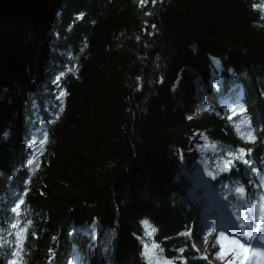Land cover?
<instances>
[{"label":"trees","instance_id":"16d2710c","mask_svg":"<svg viewBox=\"0 0 264 264\" xmlns=\"http://www.w3.org/2000/svg\"><path fill=\"white\" fill-rule=\"evenodd\" d=\"M186 65L207 87L187 110L172 90ZM224 80L243 90L236 115L218 106L216 93H230ZM242 120L254 142L238 134ZM199 133L216 145L208 162L240 148L248 162L214 169L190 201L186 161ZM261 176L264 0H10L0 8V264L13 259L20 199L21 226L31 225L19 264H142L134 234L143 218L175 253L164 261L211 264L189 238L198 217L215 215L199 206L209 201L203 193L221 197L222 214L245 215L231 189L255 198Z\"/></svg>","mask_w":264,"mask_h":264},{"label":"rangeland","instance_id":"374dc122","mask_svg":"<svg viewBox=\"0 0 264 264\" xmlns=\"http://www.w3.org/2000/svg\"><path fill=\"white\" fill-rule=\"evenodd\" d=\"M8 1L10 0H4L0 4V8L3 6L4 3ZM216 61L217 60L214 58H211L210 60L211 69L209 74V85L212 86L216 85V83L220 79L219 74L215 72L219 69V65H217ZM219 86H221L222 88L228 86L229 88L226 93L228 92L230 93L229 94L225 93L226 94L225 96H223L224 94L218 96V93H216L218 106L220 108H224V110L226 109L227 111H231V110L234 111L236 108V103L239 101V99L243 98L242 88L236 87L231 89L230 83L227 84L225 80L220 82ZM172 90L174 93L175 101L178 104L183 105L187 110L194 103L196 104L200 103L201 99H204L206 95L207 87L203 85V80L201 79L199 72L195 71V69H192V67L186 65L179 71L178 77L174 82V86ZM220 97L222 98L220 99ZM205 144H209L208 140L204 135L199 133L197 137L192 140L189 146L190 153L187 155L188 158L186 161V170L188 171L187 174L189 175L191 187H193V189L190 190L188 193V197L190 201L193 200L194 194L197 195L200 192V190L203 188V184L205 187V181L210 177L208 175V172H212V173L216 172L217 170L215 171L214 169L220 170V168L222 167V163L217 158H212L210 162H208L207 153L208 152L215 153V151H213L211 148L204 149ZM235 177H237L236 174L230 177V179H233ZM203 194L209 197V201L201 200L199 201V206L201 207V209L206 208L207 212L215 213V215L208 214V217L206 219L205 217H203V215H201V217H198L196 219V222H193L191 226L190 229L191 236L189 238L192 239L194 252L205 256L208 262H210L211 264H227L228 260H230L232 256L229 252L228 254L225 255L223 260L218 258L217 253L220 252V245L216 243V239H215L217 232L221 229H224L229 234H238V236L242 237L244 233L241 231L240 225L245 220L249 219L250 213L246 211L245 215L242 213L237 214L231 212L227 214H222L220 210L221 197L219 195H218L219 198L215 196L211 191V188H207V190H205ZM249 206L250 205H248V207ZM212 208H214V210H212ZM142 220H147V219L143 218ZM213 225L216 226L217 232L212 231ZM139 233L140 234H134V236L135 239L137 240L138 246L140 247L139 256L141 257V260L144 257L141 255V253L144 251V246L143 243L141 242L142 240L148 242L149 244H151L152 242L158 244L159 247L163 249L162 256L164 254H168L166 248L162 247L157 242L158 238L156 232L152 235L151 240H149V238L145 236V228L144 225L142 224L140 225ZM209 233L211 234L209 235ZM72 234L73 233L70 232L68 236ZM205 237H207V242H205ZM254 243L256 242L254 241ZM168 255L174 256L175 253L171 252ZM257 259L260 258L257 257ZM142 264H147V263L143 262Z\"/></svg>","mask_w":264,"mask_h":264},{"label":"snow or ice","instance_id":"6c2138e0","mask_svg":"<svg viewBox=\"0 0 264 264\" xmlns=\"http://www.w3.org/2000/svg\"><path fill=\"white\" fill-rule=\"evenodd\" d=\"M146 0H140L141 5H143ZM157 0H152V3L155 4ZM217 65H219V61H216ZM77 69L75 67L69 68L68 71L75 72ZM65 75V73H61L60 76L57 77V82ZM67 93L63 90L59 92L58 99L61 100ZM60 111H63L61 107ZM240 113L244 112V109L241 107L239 109ZM236 115L235 110L232 113ZM58 118V117H57ZM191 119V117H189ZM231 119V117H228ZM237 132L240 135L241 139L247 142H254L256 137L253 134L249 123L247 120H242L240 124L236 125ZM48 141L47 133H44L43 139L40 140V154H42V149L44 145ZM34 143H36L34 141ZM211 148L213 151H216L215 144H205L204 149ZM250 149L248 153H250ZM245 149L240 148L234 152H229L228 156L231 159H227L223 161V167L220 168V171H229V166L234 167L233 161L239 160L241 162L247 163L245 160ZM29 166H34L35 168L39 167L37 162V157L33 156V159L28 161ZM208 175L215 179V175L212 172H208ZM258 187L264 188V176L260 177V185ZM237 196V198L241 201H244L246 205H250L245 208V211L250 213V217L248 220H245L241 225L240 229L244 233V235L238 236V234H229L226 230L221 229L217 232V228L215 225L212 227V231L217 232L215 237L216 243L220 245V252L217 253L218 258L221 260L224 259L225 255L230 252L232 258L228 260L227 264H264V191H262L257 197L253 198L248 193H246L245 188L242 185H237L231 189ZM24 203L23 199H20L19 203L16 204L15 208H13V212L16 214V221L11 224V228L15 231L10 233V235H14L15 239L12 242L13 244V259L11 264H19L22 261L23 255V241L26 238V231L31 225V221H27L21 226L20 221V208ZM141 223L145 228V236L151 240L152 235L156 232V228L153 227L148 220H143ZM211 233H209L210 235ZM254 241L256 243H254ZM144 246V251L141 253L142 256L145 257L147 264H160L163 261V264H171L170 261H164L162 257L163 249L159 247L158 244L152 242L149 244L148 242L141 241ZM205 242H207V237H205ZM183 251V249H181ZM259 257L260 259H257ZM206 258V257H205Z\"/></svg>","mask_w":264,"mask_h":264},{"label":"water","instance_id":"95a60500","mask_svg":"<svg viewBox=\"0 0 264 264\" xmlns=\"http://www.w3.org/2000/svg\"><path fill=\"white\" fill-rule=\"evenodd\" d=\"M4 0H0V4L3 2Z\"/></svg>","mask_w":264,"mask_h":264},{"label":"bare ground","instance_id":"6f19581e","mask_svg":"<svg viewBox=\"0 0 264 264\" xmlns=\"http://www.w3.org/2000/svg\"><path fill=\"white\" fill-rule=\"evenodd\" d=\"M179 92V91H178ZM198 94V93H197Z\"/></svg>","mask_w":264,"mask_h":264}]
</instances>
